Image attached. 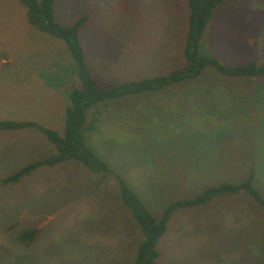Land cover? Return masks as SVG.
Returning <instances> with one entry per match:
<instances>
[{"label": "rangeland", "instance_id": "374dc122", "mask_svg": "<svg viewBox=\"0 0 264 264\" xmlns=\"http://www.w3.org/2000/svg\"><path fill=\"white\" fill-rule=\"evenodd\" d=\"M54 1V19L63 24L85 16L78 39L100 87L166 74L183 63L188 0ZM25 9L0 0V119L39 118L61 133L68 92L80 83L75 63L60 38L26 21ZM199 52L225 65L264 63V0L220 4ZM118 97L86 110L85 123L96 121L83 139L153 216L215 183L211 173L229 166L243 174L253 165L254 185L264 196L263 74L247 79L205 65L197 77ZM21 132L0 131V180L35 155L36 139ZM241 173L228 179L238 181ZM169 217L156 264H264V207L245 192ZM24 229L37 230L28 245L16 239ZM139 229L115 178L74 159L0 182V264H130Z\"/></svg>", "mask_w": 264, "mask_h": 264}, {"label": "trees", "instance_id": "16d2710c", "mask_svg": "<svg viewBox=\"0 0 264 264\" xmlns=\"http://www.w3.org/2000/svg\"><path fill=\"white\" fill-rule=\"evenodd\" d=\"M16 1L26 8L25 17L29 24L35 25L40 31L60 38L65 43L75 63L76 74L80 83L78 86L71 87L68 92V104L65 105L63 110V130L61 133L55 128L45 126L35 120L0 119V131L37 127L56 148L54 154L31 161L3 177L0 180L1 184L16 182L39 165H52L64 159H74L92 173L111 174L116 180L121 201L129 207L140 227L141 240L137 244L130 264H156L155 260L158 256L156 250L157 240L166 230L170 214L177 209L203 205L221 196L238 192H245L254 202L256 201L264 207V196L261 195L253 182V170L251 169L253 165H249L250 167L247 169L249 171L243 174L238 169L229 166L226 169H220L222 172H218V174L211 173L218 177L215 183L203 185L190 196H182L171 200L161 209L158 217H155L130 184L121 175L114 172L83 139V131L92 130L96 121V119H91L86 124L85 112L97 102L114 99L127 93L156 91L177 84L182 80L197 77L205 65H211L215 70L228 76L252 77L253 75H264L263 62L251 59L244 65H225L219 62L216 57L199 52V42L207 21L212 12L226 0H188L187 29L181 50L183 63L178 68L166 74L140 79L133 78L112 83L105 87H100L97 80L90 73L78 39V29L85 20V16H80L70 25H67L54 19V0ZM230 170H237V174L241 173L240 176L243 177L232 182L228 178L235 179L239 175L232 174ZM228 171L229 174H224ZM36 236V229H24L16 235V239L18 242L28 245Z\"/></svg>", "mask_w": 264, "mask_h": 264}, {"label": "crops", "instance_id": "0c3cea01", "mask_svg": "<svg viewBox=\"0 0 264 264\" xmlns=\"http://www.w3.org/2000/svg\"><path fill=\"white\" fill-rule=\"evenodd\" d=\"M127 31L128 32L129 31L133 32L134 31V26L132 25V27H128ZM132 37L133 36H129L128 38L132 39ZM128 41H129V39H128ZM181 53H182V51H181ZM119 54L120 53H118L116 56H114V58L115 59H120ZM257 76L258 75H253L252 77H247V79L248 78H251V79L253 78L254 79ZM118 98L119 97H117L116 99H118ZM108 100H112V99H108ZM102 102H105V101H102ZM111 104L113 105V103H111ZM45 108H47V107H45ZM34 120L39 122V123H41V124H43V125H45V126L51 127L49 124H45L44 122H42V120H40L39 118H35ZM3 131H8V133L12 134V135L20 134V133H22L21 131H23V132H26V133L30 134L34 139H36V142L34 143L35 155L33 157H28V159L26 161V164L31 162V161H35L36 159H40V158H42L44 156L54 154L56 152V148L53 146V144L46 138V136L43 134V132L37 127H28V128H21V129H14V130H3ZM42 165H46V164H42ZM17 168H19V167H17ZM193 174H195V173H191V172L184 173V175H186V176H190V175H193ZM224 174H229V173H224ZM2 175H5V174H2ZM213 175H215V174H213Z\"/></svg>", "mask_w": 264, "mask_h": 264}]
</instances>
